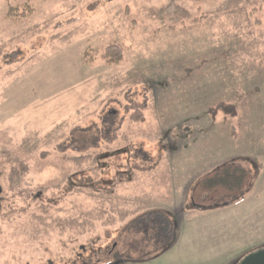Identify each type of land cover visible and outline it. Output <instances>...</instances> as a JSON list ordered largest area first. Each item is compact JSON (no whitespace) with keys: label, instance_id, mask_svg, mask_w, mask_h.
Wrapping results in <instances>:
<instances>
[{"label":"rangeland","instance_id":"374dc122","mask_svg":"<svg viewBox=\"0 0 264 264\" xmlns=\"http://www.w3.org/2000/svg\"><path fill=\"white\" fill-rule=\"evenodd\" d=\"M227 163L249 170L245 192L192 205ZM162 218L153 238L172 245L121 264L264 249V0H0V264L138 257Z\"/></svg>","mask_w":264,"mask_h":264},{"label":"trees","instance_id":"16d2710c","mask_svg":"<svg viewBox=\"0 0 264 264\" xmlns=\"http://www.w3.org/2000/svg\"><path fill=\"white\" fill-rule=\"evenodd\" d=\"M11 15L12 9L9 8L6 12V16L10 17ZM102 58L104 59L106 65L116 66L122 61V48L119 45L117 46L116 44L108 45L104 51ZM209 112L212 117H214L219 112L232 117L236 115L234 107L230 104H219ZM132 117L135 118V115L132 114L131 119ZM113 133L110 138L103 137V139L106 140V142L109 141V143L113 142L115 140V135ZM88 147L89 146L87 145L81 148L82 152H86L88 150ZM250 183V172L247 168H245L241 164L227 163L217 166L215 169L204 174V176H202L193 186V189L190 193V200L192 205L204 209H206L207 207H216L217 205H226V203L239 198L240 195L243 194L249 187ZM158 218H161V216H159ZM162 220L163 221H161L160 223L162 225L161 227H158L156 225L153 230L146 227L141 228V234L144 237L143 239H145L146 242H153V250L150 251V253L140 252L138 257H126L122 254H118L116 251L115 253L107 251V258L100 261L96 260L95 262H92V264H121L127 263V261L138 262L150 260L158 256L161 249L170 247L173 242L171 241L170 243L168 242L165 245L161 246H159V244L155 242L156 240H154L153 235L156 234L157 231L162 230L168 233L170 230L167 221L164 218H162Z\"/></svg>","mask_w":264,"mask_h":264},{"label":"water","instance_id":"95a60500","mask_svg":"<svg viewBox=\"0 0 264 264\" xmlns=\"http://www.w3.org/2000/svg\"><path fill=\"white\" fill-rule=\"evenodd\" d=\"M238 264H264V249L246 255Z\"/></svg>","mask_w":264,"mask_h":264},{"label":"crops","instance_id":"0c3cea01","mask_svg":"<svg viewBox=\"0 0 264 264\" xmlns=\"http://www.w3.org/2000/svg\"><path fill=\"white\" fill-rule=\"evenodd\" d=\"M220 166V165H219Z\"/></svg>","mask_w":264,"mask_h":264}]
</instances>
